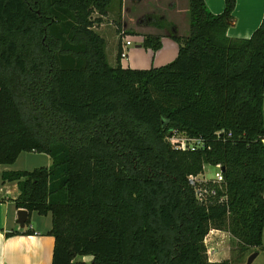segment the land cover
I'll return each instance as SVG.
<instances>
[{"label": "trees", "instance_id": "1", "mask_svg": "<svg viewBox=\"0 0 264 264\" xmlns=\"http://www.w3.org/2000/svg\"><path fill=\"white\" fill-rule=\"evenodd\" d=\"M115 1L120 19L122 0H0V167L24 152L52 160L2 182L18 184L17 209L51 215L52 264H211L212 229L236 253L214 264H245L263 248L264 20L230 38L236 0L219 15L189 0L188 36L153 23L172 28L176 59L124 69L122 46L111 66L95 30ZM142 48L158 52L162 36ZM174 133L203 148L174 149ZM208 165L225 168L226 192L210 183L204 206L189 178Z\"/></svg>", "mask_w": 264, "mask_h": 264}, {"label": "crops", "instance_id": "2", "mask_svg": "<svg viewBox=\"0 0 264 264\" xmlns=\"http://www.w3.org/2000/svg\"><path fill=\"white\" fill-rule=\"evenodd\" d=\"M204 1L208 9L215 15L222 14L225 10L224 0ZM143 2L144 0H122L121 20L123 28L126 31L151 32V34L156 36H162V48L158 52L145 50L141 44L143 36H137L139 37L138 44L128 49L127 59L121 62L124 69L149 70L151 68H159L173 62L178 55V44L169 37L168 32L167 34L162 33L165 29L153 25V23H158L159 20H165L173 24L179 33L177 23L168 19V16L177 14L174 10L179 6L178 0H149L153 6V2H161L158 6H167L168 12L161 15L152 12L153 14L147 20L137 19V16L141 14L139 11ZM156 8L157 10L159 9V7ZM233 16L235 21L227 31L228 37L249 39L264 20V0H236ZM104 19L106 20L107 18ZM129 37L132 36L129 34ZM102 38L106 41L105 37L102 36ZM108 42L112 43V47L110 53H108L109 44L107 45L106 41V55L109 64L113 66L119 48L123 46V41L120 44V38L116 35L114 38H109ZM111 61L113 62L111 63ZM22 154H20L15 164L0 167V264H52L55 239L48 235L52 223H50L49 219L45 222L44 217L42 218V216L30 213L27 210L28 215L25 217L24 226H22L19 211L26 209H17L14 204L15 200L20 196L18 184L16 182H2L3 173L22 171L17 166ZM50 160L51 158L49 157L46 167L52 165V160L51 163ZM28 230L34 231V234H15L16 232ZM262 243L263 248L256 249L253 252H257L258 257L262 256V254L264 255V233ZM91 259L90 257H84L78 260L89 263ZM227 260H230V254Z\"/></svg>", "mask_w": 264, "mask_h": 264}, {"label": "rangeland", "instance_id": "3", "mask_svg": "<svg viewBox=\"0 0 264 264\" xmlns=\"http://www.w3.org/2000/svg\"><path fill=\"white\" fill-rule=\"evenodd\" d=\"M178 2H179V6H177L176 10H174V12H176L177 14H175L173 16L172 15L168 16V19L177 23L176 25L179 27V34H182L183 36H185V35L188 36L190 33V13H189L190 3H189V0H178ZM153 4H154V6L149 2V0H144V2L141 5L140 11H139V12H141V14H139V16H137V19L147 20L150 18V15H152L153 13H157V14L161 15V14H166V12H168L167 6H165V5H159L158 6V4H161V2H153ZM156 7H159V9L157 10ZM118 11H119V4L117 1H115L113 6H112V11H111L109 17H107L106 20L104 19V22L102 25L97 26L95 28L96 32L101 37L103 36L106 38L107 45L109 44L108 53H110V50L112 47L111 46L112 43H109L108 39L114 38L116 35H118L119 38L121 37V34L119 35L117 32L118 26H121V29H122L121 31H122L123 35L125 33H128L132 36L131 38L133 39V44H134V46H132V47H135L136 44H138L137 41L139 40L138 39L139 37H137V36L154 35V34H151V32H140V31H133V30H132L133 32L130 30L126 31L123 28L121 17H120V19L118 17ZM111 14H113V15H111ZM158 17H160V16H158ZM158 17H157V19H158ZM160 19H161V17H160ZM163 19H165V17H163ZM169 28L166 29V31L164 30L162 33L167 34L168 30L172 29V28H170V29ZM122 41L124 42V38L121 40L120 44H122ZM112 62L113 61H111V63ZM113 64H114L113 66H115V62ZM47 159H49V157L45 154H35V153L24 152L22 154L20 160L18 161L17 166L22 171L31 172L37 168L46 167L47 166ZM50 163H51V160H50ZM204 168H205V170H204L202 176L205 178L213 177L215 175V173L218 171L217 167H215V166H209L208 165ZM43 217H44L45 222L48 221V219H49L50 223H52V217L50 214L48 216H42V218ZM46 217H49V218H46ZM210 240H212L209 243L210 249L214 248V249H218V250H223L222 255L219 256L217 259H220V258L224 259L225 257H227L226 259H228L229 258V253H228L229 250H228V247L226 246V244L229 242V238L226 235L221 233V234H218L217 237L213 236L212 238H210ZM230 245H231V247L233 245V242L231 239H230ZM224 246H225V248H224ZM207 257H208V255H207ZM235 257H236V253L232 251L230 253V260L234 259ZM226 259H224V260H226ZM247 259H248V257L246 258L245 261H247ZM254 264H264V255L262 254V256L258 257V259H256Z\"/></svg>", "mask_w": 264, "mask_h": 264}, {"label": "built area", "instance_id": "4", "mask_svg": "<svg viewBox=\"0 0 264 264\" xmlns=\"http://www.w3.org/2000/svg\"><path fill=\"white\" fill-rule=\"evenodd\" d=\"M132 46H134L133 39L129 36H126L124 38L123 47H122V54H121L122 60L127 59L128 49ZM169 143L174 149L180 150V151H198L203 148V142L201 139L191 138L186 135L179 134V133H174V135L169 137ZM217 169L218 171L211 178H205L202 176V174L198 177L192 176L189 178L190 186H192L194 189V195H195L196 201L200 205H204V206L209 205L211 202V199L216 196V190H211L208 187L210 183L220 188L223 192H226V188H225L226 184L224 180V175H223V172L221 171L222 167L218 166ZM226 200H227L226 196H222L220 197L219 202L223 203ZM221 233L226 235L229 238V242L226 244L229 250L228 253L230 254L232 250V247L230 245V239L232 240L231 235L225 231L212 229L204 239V246L206 248V254L208 255V262L211 264L227 261V260H224L223 258L217 259L219 256L222 255L223 250H218L214 248L210 249L209 247V243L213 240V239L210 240V238H212L213 236L217 237L218 234H221Z\"/></svg>", "mask_w": 264, "mask_h": 264}, {"label": "water", "instance_id": "5", "mask_svg": "<svg viewBox=\"0 0 264 264\" xmlns=\"http://www.w3.org/2000/svg\"><path fill=\"white\" fill-rule=\"evenodd\" d=\"M221 171L224 173L225 171V168L222 167ZM28 215V211L27 210H20L19 211V216L21 218V223H22V226H24V220H25V217H27ZM258 257V253L255 252L253 253L252 255H250L246 261L245 264H253V262L255 261V259Z\"/></svg>", "mask_w": 264, "mask_h": 264}, {"label": "bare ground", "instance_id": "6", "mask_svg": "<svg viewBox=\"0 0 264 264\" xmlns=\"http://www.w3.org/2000/svg\"><path fill=\"white\" fill-rule=\"evenodd\" d=\"M227 260V259H226Z\"/></svg>", "mask_w": 264, "mask_h": 264}]
</instances>
